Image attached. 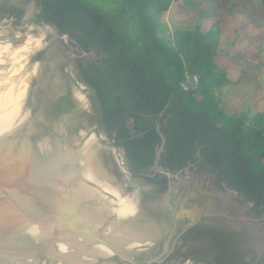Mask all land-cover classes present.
Wrapping results in <instances>:
<instances>
[{"label":"water","instance_id":"95a60500","mask_svg":"<svg viewBox=\"0 0 264 264\" xmlns=\"http://www.w3.org/2000/svg\"><path fill=\"white\" fill-rule=\"evenodd\" d=\"M35 17L0 0V264H264L263 233L233 203L199 184L155 198L135 185ZM162 147L153 168L168 174Z\"/></svg>","mask_w":264,"mask_h":264},{"label":"trees","instance_id":"16d2710c","mask_svg":"<svg viewBox=\"0 0 264 264\" xmlns=\"http://www.w3.org/2000/svg\"><path fill=\"white\" fill-rule=\"evenodd\" d=\"M221 2L230 12L236 5L235 0ZM175 3L179 10L180 4H195L193 0H115L107 12L88 0L33 2L42 22L94 57L88 64L74 60L78 76L91 89L100 122L112 131L134 171L152 165L163 142L158 163L171 174L186 169L182 175L187 177L197 165L205 174L194 169L193 177L202 186L209 177L221 191L235 192V204L249 202L253 211L261 212L264 111L248 118L221 106L217 93L228 78L226 69L215 61L220 31L203 30L197 24L167 35L162 16ZM55 48L61 45L55 43ZM63 51L65 58L68 52ZM192 76L198 79L196 86L183 89L181 84ZM129 119L135 134L128 130ZM157 182L165 187V176ZM216 198L223 197L216 194Z\"/></svg>","mask_w":264,"mask_h":264},{"label":"rangeland","instance_id":"374dc122","mask_svg":"<svg viewBox=\"0 0 264 264\" xmlns=\"http://www.w3.org/2000/svg\"><path fill=\"white\" fill-rule=\"evenodd\" d=\"M19 1L24 5L28 4L30 11L36 14L33 20L41 23V19L37 16L38 8L33 4L34 0ZM88 1L107 12L115 5V0ZM193 1L195 2L194 5L183 6L180 4V10L176 8L175 3L169 11L163 14L162 21L167 25L166 34L170 35L175 28L192 29L197 24L203 30L217 27L220 31V42L215 61L219 67L226 69L228 78L227 82L217 93L220 97V104L230 114L243 112L248 115V118L254 117L256 113L264 111V4L257 0H235L236 5L233 11L230 12L227 6L222 4L221 0ZM44 28L50 33L52 50L60 53V58L70 66L73 76L80 80L74 60L79 58L81 59L80 61L88 64L94 61L92 54L83 53L80 47L70 40L67 35L60 34L53 26L44 23ZM55 43H59L62 50L55 48ZM63 50L68 52V56L65 58ZM80 54L83 57H79L78 55ZM80 83L83 84L81 81ZM83 86L93 96L91 89L85 84ZM127 127L131 132V128L133 129L131 120L128 121ZM105 135L107 136V141L112 140V137H109L106 131ZM112 146L126 175L129 174L135 185L147 195H150V197H159L165 193L169 188L170 182L177 183L179 190L184 185H190L197 189V185L199 184L201 189L204 188L193 177L196 173H193V170L197 169L203 174L205 172L199 166L193 165L189 169L190 173L187 177L182 175L186 169L178 170L172 176L169 173L170 180L167 189L161 194H156L152 183L147 182L142 177L135 176L133 172L129 171L123 154L124 150L116 144ZM145 172L151 173V170L147 168ZM183 179L188 181H182ZM227 195L230 194L227 193ZM231 199L225 198L224 202L218 203L217 206L221 208V204H226L227 202L233 203L235 205L233 208L234 212H237L240 216H250V219L245 218L241 223L246 224L251 230L263 233L264 235V210L261 212L253 211L249 203L236 202L235 204L232 196Z\"/></svg>","mask_w":264,"mask_h":264},{"label":"flooded vegetation","instance_id":"af4514ba","mask_svg":"<svg viewBox=\"0 0 264 264\" xmlns=\"http://www.w3.org/2000/svg\"><path fill=\"white\" fill-rule=\"evenodd\" d=\"M132 121V119H129ZM155 125L157 126V129H158V125H159V121L156 119V123ZM131 128V127H130ZM130 132V131H129ZM131 132L132 134H135V131L134 129L131 128ZM123 149V148H122ZM124 150V149H123ZM157 152V151H156ZM155 152V154H156ZM123 154H125V151L123 152ZM160 155V154H159ZM155 158V157H154ZM154 161V160H153ZM157 166L160 167V168H163L165 171L168 172V174L166 172H162V171H155L153 169V162H152V165L148 166V168L151 170V173H148V172H145V168L143 170H137V171H132L134 173L135 176L137 177H142L144 178L147 182H150L153 184V187H154V191L156 194H161L162 192H164L166 189H167V185L169 183V173L171 174V172H169L166 168L162 167L158 162H157ZM153 170V171H152ZM159 175V176H157ZM161 175H164L165 178H166V183H165V187H162L161 184H159L157 181L159 180L158 177H160ZM172 176V174H171ZM158 179V180H157ZM209 177L206 179L204 185H203V189H206L208 192H209V195L212 197V199L216 198V194H218L220 197H223L221 199V201L219 200V198H216L218 202H224V199L225 198H229V200H232L231 199V196L233 197L235 194V192L233 190H230V189H227L225 191H221L220 189H218L217 187H215L214 184H210V181H209ZM213 188H215L217 190L214 191L212 190L210 187L211 186ZM210 186V187H209ZM201 192V191H200ZM227 193H229L230 195H227ZM215 200V199H214ZM249 203V202H248ZM250 206H252L251 203H249ZM235 206V205H234Z\"/></svg>","mask_w":264,"mask_h":264},{"label":"built area","instance_id":"2783aa9c","mask_svg":"<svg viewBox=\"0 0 264 264\" xmlns=\"http://www.w3.org/2000/svg\"><path fill=\"white\" fill-rule=\"evenodd\" d=\"M198 83V79L196 76H192L188 79L187 82L182 83V87L185 90H188L189 88H194L196 84Z\"/></svg>","mask_w":264,"mask_h":264}]
</instances>
